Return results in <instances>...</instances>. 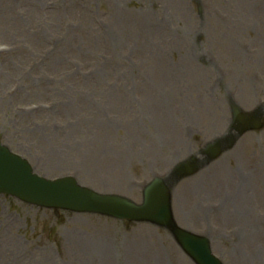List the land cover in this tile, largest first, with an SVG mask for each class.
<instances>
[{
	"label": "rangeland",
	"instance_id": "obj_1",
	"mask_svg": "<svg viewBox=\"0 0 264 264\" xmlns=\"http://www.w3.org/2000/svg\"><path fill=\"white\" fill-rule=\"evenodd\" d=\"M33 1L0 0V143L40 176L140 203L160 171L234 132L233 108L264 104V0ZM262 111L259 129L239 126L234 147L171 189L176 225L223 264H240L248 235L264 264ZM237 165L254 185L246 205L198 187L227 171L236 182ZM0 264L194 263L165 228L0 195Z\"/></svg>",
	"mask_w": 264,
	"mask_h": 264
},
{
	"label": "water",
	"instance_id": "obj_2",
	"mask_svg": "<svg viewBox=\"0 0 264 264\" xmlns=\"http://www.w3.org/2000/svg\"><path fill=\"white\" fill-rule=\"evenodd\" d=\"M236 118L247 121L243 116ZM216 152L214 150L213 154ZM187 170L188 166L178 167L173 178L177 179L181 174L188 172ZM0 193L11 194L31 204L45 207L95 212L118 219L146 220L163 226L170 224L168 185L162 181L152 182L144 191L142 205L136 206L123 198L98 195L81 189L71 179L49 182L38 178L31 173L25 161L14 157L2 146H0ZM175 235L182 248L197 264H218L210 257L205 240L179 231H175Z\"/></svg>",
	"mask_w": 264,
	"mask_h": 264
},
{
	"label": "bare ground",
	"instance_id": "obj_3",
	"mask_svg": "<svg viewBox=\"0 0 264 264\" xmlns=\"http://www.w3.org/2000/svg\"><path fill=\"white\" fill-rule=\"evenodd\" d=\"M16 1H18V0H16ZM32 3L37 4V1L35 0ZM30 8H31V3H30ZM83 37L88 39V36L85 34V32H83V34H82V38ZM256 170H257V168L255 169V171ZM243 202H246V201H244L243 198H240L239 202L237 203V208L239 207V205L243 206L244 205ZM232 210L234 212H237L235 209H232ZM255 223L261 224V221H259V220L255 221L254 220V229L250 233L251 235L254 236V238H256L260 232L259 230H257L255 228L257 226V224H255ZM261 225H263V224H261ZM241 243H242V248L245 250V255L240 254V256H241L240 264H259L258 258H257L258 253L256 251V240H252V238L249 237V235H248V236H246V240L242 241Z\"/></svg>",
	"mask_w": 264,
	"mask_h": 264
}]
</instances>
